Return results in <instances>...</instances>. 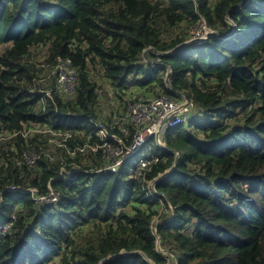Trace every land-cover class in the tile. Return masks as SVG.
<instances>
[{
  "label": "trees",
  "instance_id": "16d2710c",
  "mask_svg": "<svg viewBox=\"0 0 264 264\" xmlns=\"http://www.w3.org/2000/svg\"><path fill=\"white\" fill-rule=\"evenodd\" d=\"M202 19L215 34L185 43ZM0 48V264H264V0H0ZM58 57L76 92L38 82L55 89L44 104L35 81ZM179 92L194 106L171 152L149 139L95 173L103 154L76 150L98 124L130 145L129 106ZM149 154L147 179L172 168L154 197L130 175Z\"/></svg>",
  "mask_w": 264,
  "mask_h": 264
},
{
  "label": "built area",
  "instance_id": "2783aa9c",
  "mask_svg": "<svg viewBox=\"0 0 264 264\" xmlns=\"http://www.w3.org/2000/svg\"><path fill=\"white\" fill-rule=\"evenodd\" d=\"M205 25L204 28L208 27L205 21H202ZM210 29V28H209ZM211 30V29H210ZM202 36L198 42L207 40L211 32L201 33ZM205 39V40H204ZM51 76L56 77L57 88L67 96H72L76 92L78 84V72L71 66L70 62L62 57L57 58V62L52 69ZM170 86V85H168ZM41 94V99L44 104H47L49 100L53 101L52 92L53 89H38ZM193 102L185 93H176V96L159 95L148 98L137 99L132 103L128 110H126L125 119L134 128V137L130 145H126L119 135H109L107 129L102 124H98L97 136L100 142L96 144L86 143L76 150L82 153H93L103 154V158L106 159L104 165L99 166V170H115L123 164L125 160L131 158L150 138H154L156 145L165 147L162 142V137L165 132L179 124L185 123L189 119L191 110L193 108ZM119 120V119H118ZM118 123V122H116ZM114 123L111 124V127ZM125 133L129 131L121 125ZM54 135H61L63 139L58 142L60 146H66L65 141L70 138L71 133H56ZM112 138L116 141V144L107 142L106 139ZM75 153V152H74ZM37 156L34 154L26 157L27 161L33 164ZM159 158L154 155H145L142 157L137 165L131 168V176L138 180L144 181L147 185L148 195H157L156 183L163 177V173L154 176L151 179H147L146 176L149 172H152L153 166L156 165ZM77 167H72L69 170L62 168L63 172L72 173L78 171ZM58 198L56 192H51L50 196H41L39 199H48L50 202H55ZM162 206L164 202L160 200Z\"/></svg>",
  "mask_w": 264,
  "mask_h": 264
},
{
  "label": "clouds",
  "instance_id": "9594fccd",
  "mask_svg": "<svg viewBox=\"0 0 264 264\" xmlns=\"http://www.w3.org/2000/svg\"><path fill=\"white\" fill-rule=\"evenodd\" d=\"M201 21H205V19H202ZM206 22V21H205ZM207 24V23H206ZM208 25V24H207ZM208 28H210L211 30H212V34L211 35H213V34H215V30L214 29H212L211 27H209L208 26ZM211 35H209V37L211 36ZM193 37V36H192ZM208 37V38H209ZM207 38V39H208ZM206 41V40H205ZM185 43H190V42H188V40L185 42ZM192 43H196V44H199V43H201V42H192ZM59 58V57H58ZM63 58V57H62ZM66 59V58H65ZM145 60H147V58H144ZM68 60V59H67ZM69 61V60H68ZM56 62H57V59H56ZM70 62V61H69ZM71 64V63H70ZM72 66V65H71ZM73 67V66H72ZM52 71V70H51ZM51 73V72H50ZM56 78L55 76H51L50 74L49 75H47V76H45V77H43V78H39L38 80H36L35 81V83H37V85L35 86L36 88H34V91L35 92H37V94H39L38 93V89H41V88H44V87H39L38 88V82L39 83H41V82H46V81H48V80H50V79H52V78ZM166 83H167V85H169V82H168V78H166ZM56 86H57V83H56ZM44 89H53L54 90V92H52V95H53V93H55V89L54 88H44ZM39 97H40V99H41V94H39ZM41 101H42V99H41ZM49 101H51V100H49ZM187 122V121H186ZM168 131V130H167ZM166 131V132H167ZM165 132V133H166ZM165 135V134H164ZM164 135H163V137H164ZM163 137H162V142H163V145L165 146V147H161V148H163V149H166V150H169L170 152H171V150L170 149H168L167 147H166V145H165V142H164V140H163ZM150 139H154V138H150ZM154 141H155V139H154ZM156 143V142H155ZM158 146V145H157ZM158 147H160V146H158ZM173 152V151H172ZM175 153V155L176 156H178V153L177 152H174ZM149 155H151V154H149ZM153 155V154H152ZM154 156H156V155H154ZM158 157V156H157ZM134 165H137V163L136 164H134ZM133 165V166H134ZM132 166V167H133ZM131 167V168H132ZM97 168H99V166H97L95 169H93L92 170V172H95V173H99V172H112V171H115V170H99V171H97ZM69 170V169H68ZM172 170V168H169V169H167V170H165V171H163V172H159L158 174H160V173H163V177L161 178V179H159L158 181H157V183L160 181V180H162V179H164L165 177H167L168 176V174L170 173V171ZM69 174H71V173H69ZM157 174V175H158ZM130 175H131V170H130ZM156 175V176H157ZM131 177H133V176H131ZM136 179V178H135ZM156 183V184H157ZM147 185V184H146ZM157 191V190H156ZM51 192H52V190L49 192V194L48 195H46V196H50V194H51ZM54 192V191H53ZM145 193H146V195L147 196H151V197H154V196H152V195H148V192H147V186H146V189H145ZM58 195V194H57ZM44 200H46L47 202H50L48 199H44ZM42 201H43V199H42ZM163 202H164V200H162ZM163 212V208L161 209V211H160V214L157 216V217H155V218H157V220H155V218L153 219V226H154V224L156 223V222H158V220H159V218L158 217H160V215H161V213ZM159 236L157 235V246H159ZM160 247V246H159ZM122 252H126V251H122ZM120 255H121V253H120ZM112 258V257H111Z\"/></svg>",
  "mask_w": 264,
  "mask_h": 264
},
{
  "label": "rangeland",
  "instance_id": "374dc122",
  "mask_svg": "<svg viewBox=\"0 0 264 264\" xmlns=\"http://www.w3.org/2000/svg\"><path fill=\"white\" fill-rule=\"evenodd\" d=\"M204 27H205L204 23L202 21H200L198 27L192 28L190 30V33H189L190 37H189L188 42H198L200 40L197 39V38H200L202 36L201 33L205 34L206 31L207 32H211V30L208 27H206V28H204ZM0 52H1V48H0ZM39 59H43V56H40ZM91 74H92V77H93L94 81H98L100 79L99 71H97L95 69H91ZM109 89L111 90V88L101 89L102 91H104V96L102 98L105 100V105H106L107 109H109L111 107V105L114 104V100L113 99H115V98L117 99V97H114V95L112 93L113 92L112 90H111L112 92L108 91ZM116 103H119V102L117 101ZM200 135H202V134H200ZM155 220H157V218H155ZM157 248L160 251H162L164 254H166L159 246H157ZM168 261H169L168 264H172V259L171 258H168Z\"/></svg>",
  "mask_w": 264,
  "mask_h": 264
},
{
  "label": "water",
  "instance_id": "95a60500",
  "mask_svg": "<svg viewBox=\"0 0 264 264\" xmlns=\"http://www.w3.org/2000/svg\"><path fill=\"white\" fill-rule=\"evenodd\" d=\"M128 253H130V252H121V255H123V254H128ZM143 254V253H142ZM144 256H146V255H144Z\"/></svg>",
  "mask_w": 264,
  "mask_h": 264
}]
</instances>
